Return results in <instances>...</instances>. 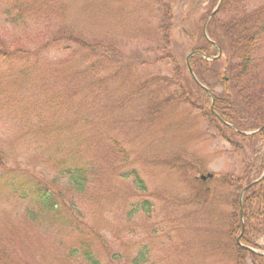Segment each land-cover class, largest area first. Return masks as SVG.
Instances as JSON below:
<instances>
[{"label":"rangeland","instance_id":"1","mask_svg":"<svg viewBox=\"0 0 264 264\" xmlns=\"http://www.w3.org/2000/svg\"><path fill=\"white\" fill-rule=\"evenodd\" d=\"M210 1L0 0V41L10 49V62L0 61V157L7 166L0 179L23 171L20 182L40 181L60 213L0 186V264H86L81 241L103 264H134L141 255L145 264H236L225 231L231 189L200 178H237L242 160L189 107L165 102L155 123L143 120L152 91L156 101L175 93L152 80L173 77L168 57L184 66L204 45ZM247 3L264 19V0ZM163 4L173 17L167 48L158 32ZM78 37L102 48L88 56L70 42ZM226 82L209 80L215 93ZM69 168L88 171L84 193L62 175ZM256 243L263 248L264 238ZM244 264L255 263L246 256Z\"/></svg>","mask_w":264,"mask_h":264},{"label":"trees","instance_id":"2","mask_svg":"<svg viewBox=\"0 0 264 264\" xmlns=\"http://www.w3.org/2000/svg\"><path fill=\"white\" fill-rule=\"evenodd\" d=\"M217 3L218 0L210 1L204 22L212 14ZM159 10L162 16L158 24L160 42L167 48L172 40L173 17L167 5L159 6ZM252 12L249 10L247 0H222L219 10L207 24L206 33L210 41L201 29L204 45L194 52L205 54L210 58L217 56V47H219L223 56L215 61H207L200 54H196L184 66H181L174 56H169L168 59L173 64V77H155L152 80L154 84H161V80L164 81V85L174 89L175 93L166 96L168 100L162 99L161 103L155 100L157 94L152 91V95L146 101L143 115L144 122L155 123L158 111L165 107V102L168 106L174 103L189 107L190 110L200 114L206 125V131L212 138L226 144L228 152L242 160L243 171L239 177L214 176V180L224 183L231 189L232 196L228 198L231 213L229 212L225 219V231L227 230L234 244L230 250L236 256V264H244L246 256H249L255 264H264L263 255L240 249L235 242L241 232L242 217L245 230L241 243L264 252V247L256 243L260 238H264V178L252 184L264 171V155L260 152V148L264 145V130L250 136L243 134L264 129V57L260 56V49L264 43V19L252 16ZM57 40H61L60 36ZM70 42L75 43L74 45L88 56L96 54V50L101 49L103 45L96 40H86L81 37L75 38V41L70 39ZM9 50V45L0 41V61L10 62ZM222 59H225L224 62L221 61ZM221 78H226L227 82L220 93H215L209 80L215 79L220 82ZM111 141L112 139L109 140ZM6 168L4 160L0 157V171ZM198 168L202 169L201 166ZM22 172L16 170L11 177L1 178L0 186L18 195L22 200L30 197L36 199L46 212L58 217L59 204L55 194L43 187L40 181L20 182L19 176ZM87 174L86 169L69 168L62 175L69 179L75 191L84 193L88 184ZM131 176L137 189L146 192V186L137 172L133 171ZM248 186L241 202L242 193ZM150 209L147 203L141 207L144 212H149ZM70 211L71 217H75L74 221L78 220L74 209L71 208ZM136 212L138 210L133 214ZM65 224L77 231L80 230L71 221L67 220ZM80 245L86 264H103L99 251L95 252L88 241H81ZM133 262L145 264L146 258L141 255Z\"/></svg>","mask_w":264,"mask_h":264},{"label":"water","instance_id":"3","mask_svg":"<svg viewBox=\"0 0 264 264\" xmlns=\"http://www.w3.org/2000/svg\"><path fill=\"white\" fill-rule=\"evenodd\" d=\"M218 8H219V6L217 7V9L215 10V12L218 10ZM214 12V13H215ZM213 13V14H214ZM213 16V15H212ZM194 55V53H191L189 56H188V60L192 57ZM219 55H221V52L219 53ZM212 59H214V58H212ZM260 131V130H259ZM259 131H257V132H259ZM253 134H255V133H245V135H253ZM264 177V173H263V175L261 176V178L259 179V180H261L262 178ZM208 178H212V175H208V176H203L201 179L203 180V181H206ZM258 180V181H259ZM243 230H244V228L242 227V233H243ZM238 243H239V240H238ZM239 245H240V247H242L243 249H247L248 251H250V252H252V253H257V252H255L253 249H250V248H248V247H244V246H242L240 243H239Z\"/></svg>","mask_w":264,"mask_h":264}]
</instances>
